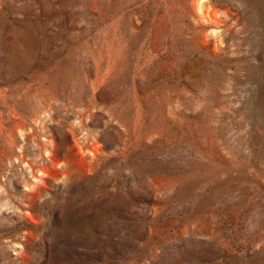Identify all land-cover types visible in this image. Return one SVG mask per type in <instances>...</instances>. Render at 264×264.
Listing matches in <instances>:
<instances>
[{
    "label": "rangeland",
    "instance_id": "obj_1",
    "mask_svg": "<svg viewBox=\"0 0 264 264\" xmlns=\"http://www.w3.org/2000/svg\"><path fill=\"white\" fill-rule=\"evenodd\" d=\"M0 264H264V0H0Z\"/></svg>",
    "mask_w": 264,
    "mask_h": 264
}]
</instances>
